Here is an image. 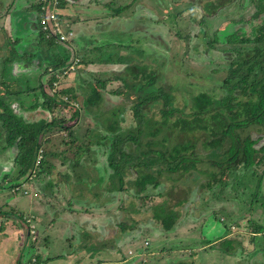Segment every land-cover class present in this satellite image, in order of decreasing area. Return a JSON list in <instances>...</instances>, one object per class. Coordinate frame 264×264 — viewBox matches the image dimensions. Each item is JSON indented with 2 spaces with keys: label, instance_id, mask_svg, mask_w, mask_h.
Instances as JSON below:
<instances>
[{
  "label": "rangeland",
  "instance_id": "1",
  "mask_svg": "<svg viewBox=\"0 0 264 264\" xmlns=\"http://www.w3.org/2000/svg\"><path fill=\"white\" fill-rule=\"evenodd\" d=\"M59 2L60 3L54 7V9L60 14L63 21H67L69 25L70 23L65 13H71L75 9V6H73V4L68 5V1L66 0H59ZM195 3H198V5ZM111 5L112 4H109L108 10H112L113 7L111 8ZM257 6L258 2H254L253 0H151V12L158 25V28L157 25L156 28L159 29L160 32H163L161 34L165 39L159 40L157 44L159 47V49H157L158 51L153 53L149 59L145 56L147 44L142 37L143 35L136 34L130 30V27L123 35L119 32H110L106 34L94 33L93 40L97 37L106 41L115 39L119 42L124 38L127 40L131 39L129 42L131 49L126 53H133L136 54L135 58H142L141 60H135L140 61V63L136 65V68L149 66L154 76L157 77L154 86H159L169 93L171 106L173 105L179 109L184 107V112L175 111L177 117H183V113L190 114L192 111L190 106L192 103L191 99L193 98L194 100V95L200 92H206L218 98L224 94L221 84L227 73V61L234 57V53H231L229 49L230 46L233 44L235 45V42L239 40L237 35H230L229 32L231 31L232 33L235 31L234 29L243 27L241 31L244 33V36H252L253 33L251 30H253V27L255 28L259 22L264 21V11H262L258 17L251 18L252 14L258 9ZM121 10L123 13V6ZM113 11H108V13L112 14ZM105 13L107 14V12ZM36 14L37 10L34 8L25 12H13V21L17 20L16 17L22 15L20 19L24 22V25L27 26L24 29L19 27V34H21L22 38L26 37L28 31H32L31 24L37 22V20L32 18V15ZM101 21L104 22L103 20ZM230 22L233 23L230 24ZM0 23L3 24L2 21H0ZM20 25L21 24H19V26ZM92 25H94V23ZM63 27L67 29L65 24ZM92 29L96 30L95 25ZM243 33L241 34L243 35ZM220 36L225 37L220 38ZM6 38L9 42H12V40L9 37H5V33L0 30V76L3 57L9 54V51H7L9 50L8 46L5 44L7 41ZM11 38H13V36H11ZM158 38L160 39V36H158ZM211 39L214 42L213 44L209 43ZM97 42L98 41L95 40L94 44L99 47L100 42ZM57 43L58 42H55V44L51 46L53 50L62 49L63 46ZM103 43L107 42L103 41ZM18 44L20 45L21 43H15V45ZM144 44H146V46ZM106 46L110 48L92 49L93 51L90 50L86 52L85 56L95 60H101L102 58L118 60V57L121 56L120 54H123L119 51L120 49L113 47V44H108ZM164 46H169V49ZM60 52L62 51L60 50ZM65 56L68 59L70 54L67 53ZM9 60H13V58H9ZM26 61H28V63L30 62L31 68L21 67V71L16 70L18 73L16 76L13 74L10 75L8 71L1 76V80L4 81H8L10 76H14L16 80L14 84L7 82L6 84L1 83L0 95L3 98L4 92L12 91L11 95L4 96L5 100L16 102L23 101L25 103L28 102L27 104L35 105L33 101L36 100L35 96L38 97L39 93L36 87L37 84L40 83L37 78L39 69L36 67L37 60ZM17 62L18 61L12 63V67L15 65L16 67L14 68L18 69L17 66L23 64L22 61ZM38 63L40 64L39 60ZM45 67V65H42V70L48 72ZM12 72L14 71L12 70ZM74 73L75 72H71L70 76ZM97 78H99L98 80L102 84L103 81H101L102 78L100 73H94L90 76L87 87L92 89L93 83ZM108 82L109 83L106 85L107 87L111 86L110 81ZM47 84L49 83L47 82ZM61 84L62 82L60 83V88L62 90ZM120 86L122 85L115 83L110 89L114 90L116 87ZM31 87L36 88L31 90ZM25 88H27V90H25ZM133 91L134 90L128 91L127 94L124 93L125 95L121 94L120 97L115 98V102L118 103V106H113L109 109L106 108V110H102V113H100L102 117H100L101 124L106 122L108 125L109 122H118L120 126L118 132L123 136L127 134L128 130H134L136 128V121L131 109L134 102L131 96V92ZM47 93H50V91L48 90ZM62 95L67 94L58 93L56 96L60 98ZM236 95L239 94L236 93ZM49 97L50 96L46 95L43 97V100L45 99L47 103L54 107L59 104L52 101ZM109 98L112 99V97ZM77 105L83 109L86 107V104H83L82 100L79 101ZM162 106L163 101L158 99L156 103L150 104L146 111L149 116L160 120V110ZM58 109L61 114L70 119L73 111L71 105L70 108H68V106L64 104H59ZM53 110L57 113L56 108ZM77 111L79 112V110ZM42 114L46 118H40L38 116L35 119L50 120V112L49 115L45 113ZM18 115L20 116V114ZM81 119H83L80 125L81 127H84L90 120L83 117V111L81 112L80 120ZM98 119L95 118V121H99ZM72 120H68L67 123L71 125V131L73 129V124H75ZM150 122H152L150 128L153 129L157 123L153 121ZM101 124L97 125L94 129H100ZM147 129H149V127ZM59 131L60 129L55 126L48 132L52 133V138L56 140L58 136L63 138L66 137L67 139L70 138L66 131H64V134ZM250 131L254 138L258 135L263 136L262 139L256 143V148L264 143V133L261 132L262 130L257 132L254 128H250L244 131L242 135ZM151 132L149 130L146 135H142L141 140L145 141L146 138H151ZM49 133H47L46 136ZM168 134L170 135V132H168ZM195 134L196 136L200 135L195 142V152L203 157L206 150L201 145L202 133L196 132ZM46 136L44 138H46ZM158 136V138H160L162 133ZM45 143L41 145L45 146ZM172 145V142L171 144L167 143L168 148ZM3 146L4 135L0 129V157H5L7 151L10 152L11 157H14L12 164L13 168L7 165V170H10V175L7 179L13 183L15 180H20L16 179L18 178V171L20 168L17 164L18 160H16L14 156L16 150L14 148L3 149ZM131 147L135 152H140L139 146L137 148H134V146ZM78 157L80 160L82 159L80 153H78ZM22 166L25 169L23 174L24 179L18 183V185L21 183L19 186L0 187V209L2 212H8V215L17 217L19 214L21 216L23 214L18 213V210H21V212L25 211V208L32 203L34 208L31 211L32 215L26 214L25 222L29 223V225L33 223L38 240L32 242L28 234V239L32 245L26 248L24 253L26 256L23 258L24 262L27 264H95L94 259L97 257L98 252H100L97 248L100 246L98 240H94L93 243L97 245V247L86 245L85 241L81 243L76 242V236H74L72 241H67L63 238V234H65V230L68 227L65 221L57 222L46 230V227H48L47 225L50 223L47 221L51 219L48 211H44L46 217L45 219H41L42 216L39 213L43 212L44 209H40V207H45L47 204L53 210H59L62 206L66 205L65 200L67 199V192H65V189H58L56 191L55 195H58V198L53 196L51 199H46L41 192L38 191L37 193V191H34V188L30 184L33 180L31 179L33 172H35V176L37 175V177H39L43 174L42 169L45 164H43L42 167H36L34 164L30 166L29 160H22ZM198 167L207 169L208 162L199 163L197 165V170ZM250 170L251 169L245 171V177H243L242 169L237 170L230 178L226 175L224 178L229 179L231 186L227 185L226 188L221 185L211 187L210 189L200 187L197 179H194L195 173L186 178L180 177V179H175L176 174H162L160 186L163 187L162 191L165 188L172 187L174 191L170 195H166L163 192L159 196L156 192H159L161 189H158V186L156 188L150 186L151 188L149 187L148 190L146 189L147 191L145 190L140 193L144 196L141 198V195L134 194V191L132 194H129V189L125 188L124 190L128 192H122L121 194L124 195V198L120 197V204L123 205L124 203L123 211H120L117 215L114 214V211L111 215V219L113 220L115 218L117 221L123 220L120 222L121 224L119 223L120 228L123 226L127 227L135 236L130 242L128 241L124 246L119 247L116 243V238H120L121 231H118L116 228L117 225L110 224V234L108 233L109 236L104 239L106 240L107 247L102 249L99 256H102V261H106L105 264H131V262L136 260H122L128 259L131 257V254L139 252L142 248H147L150 252V256L147 257L146 255L145 262L140 260L136 264H186L187 262L189 264H264V233L257 235L253 242L249 240L251 238L252 223L260 224L264 227V176L262 178L257 177V173L264 170V163ZM126 172L127 175H125V179L127 184L133 188L131 184V174L135 176L136 173L134 170H127ZM249 172L250 176H247ZM97 173L99 174V172ZM27 176H31V180H28ZM201 177L204 176L201 175ZM42 179L41 183L44 184L46 177ZM81 180L82 179H77V181ZM259 182L260 185L258 186L257 184ZM185 186L193 191L189 194V200L187 202L177 204L176 199L179 197V191ZM183 194L185 195L183 192L180 197ZM36 206L39 207L37 211ZM115 208L110 210H114ZM121 213H123V217ZM75 216H77V214ZM167 217H176L172 229L169 231L163 230L162 227V222H164ZM74 220L76 221V218H74ZM234 220H236V222H234ZM8 221L14 223L16 227L14 229L16 230H19V228L23 226L17 219L9 218ZM9 222L5 225L6 227L11 226ZM129 226L132 228H129ZM216 227L221 229V234L217 236V238L229 235L230 237H234V246L236 248L234 254L226 255L219 253L217 250H212L209 244H207V241L215 238L212 235H218L217 231L215 233ZM157 233L161 235L157 236ZM45 236H49L47 243L44 241ZM145 240L149 241V246L144 245ZM202 243L206 244L202 245ZM81 244L83 246H81ZM6 245L16 246V242L9 239ZM225 245L226 242H222V246L224 247ZM81 247L84 248L82 249ZM45 248L46 250H44ZM20 249L21 248L18 247V252ZM129 250L132 253L128 252ZM14 251L16 254V249L12 250L11 253L10 247L7 250V264H10V256L12 257ZM31 257L33 259H31ZM115 260L120 261L114 263Z\"/></svg>",
  "mask_w": 264,
  "mask_h": 264
},
{
  "label": "crops",
  "instance_id": "2",
  "mask_svg": "<svg viewBox=\"0 0 264 264\" xmlns=\"http://www.w3.org/2000/svg\"><path fill=\"white\" fill-rule=\"evenodd\" d=\"M66 1H68V5L73 4V6H75V9L71 13H65L67 20L70 23V26H66V30H71L73 32V35L68 42H58L59 44L57 43L58 45L63 46L62 49H60L62 52H60L59 49L53 50V48H51L53 44L52 42H54L55 44L56 40H54L53 38L45 39L41 31L39 30L38 20L40 18L41 11L36 0H0V21L3 22V24L0 23V30L5 33V37H9L12 40V42H9L6 38L7 41L5 44L9 49L7 50L9 51V54H7L6 57L13 58V61L11 63H15L16 61H22L23 63L17 66L18 69L11 67V69L14 71H11V73L16 76V74H18L16 70L21 71V67L31 68L29 64L30 62L28 63V61L26 60H37L36 67L39 69L37 78L40 83L35 86L38 87V85L40 84L42 86L41 88L43 92L46 93L45 95L47 96L54 95L47 93V91L49 90L47 82L48 80H50V73L44 72V70H42V65H45L46 67L50 66L47 69L49 71V69L53 66L49 64L53 63L54 60L69 61L72 57H80L81 62L77 65L76 70L72 71L75 73L71 76L70 74H68L61 81L62 91L68 90L67 93L70 96L74 97L72 99H69L70 102H74L76 104V109L79 110V112L76 114L75 119L72 121L75 123L72 127L73 137L67 139L66 137L63 138L61 136H58V139L56 140L55 138H52V133H49L46 136V138H49L46 142V150L48 152L46 154V162L44 163L45 166L42 169L43 174L37 177V175L35 176V172H33V176L31 178L33 180L30 184L34 188V191H37V193L38 191L41 192L43 196L46 197V199H51L53 196H56L58 198V195H55L58 189H65V192H67V199L65 200L66 205L62 206L61 209L53 210L47 204L45 207H40V209H44L43 212L39 213L42 216L41 219H45L46 217V213L44 211H48L49 216L51 217V219L47 221L48 223H50L47 225L48 227H46V230H48L49 227L57 222L65 221V223L68 224V227L65 230V234H63V238L65 240L72 241L74 239V236H76V242L81 243L82 241H85L86 245L92 247H97V245H94L93 243L94 240H98L100 242V246L97 248L100 252H102V249L104 247H107L106 240L104 239L109 236L108 233L110 234V224L117 225L116 228L118 229V231H121L120 238H116V243L119 247L124 246V244L128 241L130 242L135 235L132 234L133 232L128 230L125 226L120 228V222L123 220L117 221V219L115 218L113 220L111 219V215L114 211V214L117 215L118 213H120V211H123L124 208V203L123 205H121L120 199L124 198V195L121 193L125 190L124 188L122 191H119L117 189L119 181L111 179L113 170L111 165L109 164V153L111 151L113 141L111 132L114 130L118 131L120 129V126L118 122H109L108 125L106 124V122L101 124V115L99 114L102 113V110H106V108L109 109L113 106H118V103L115 102V98H118L121 95L110 92V87H112L113 84L118 83V85H122V78L127 80L129 85L132 84L133 86H135L137 84L138 81L135 79V77L133 78V75L129 74L127 70L129 67L139 64L140 61L135 60H141L142 58H135L136 54L126 53L131 49L129 43L131 39L127 40L124 38L119 42L115 39L106 41L97 37L99 40L97 38L93 40V34L119 32L123 35L130 27V30H132L136 34L143 35L142 37L147 44V52L145 56L148 59L153 53L158 51L157 49H159V47L157 44L159 40L165 39V37L161 34L163 32H160L159 29H157V21L154 19L151 12V0ZM109 4H112V10H108ZM195 4L198 5V3ZM122 6L124 7L123 13L121 12ZM32 8L37 10V14L32 15V18L34 20H37V22L35 24H31L32 29H30L32 31H28L26 37L22 38L21 34H19V27L24 29L27 26H25L24 22L20 19L22 15L16 17L17 20L13 21V12H25ZM108 11H113V13L109 14ZM105 12H107V14ZM58 15L60 16V14ZM101 20H103L104 22H102ZM93 23L96 30L92 29V27L94 26L92 25ZM19 24L21 25L19 26ZM11 36H13V38H11ZM158 36H160V39L158 38ZM24 39H26L27 41ZM95 40L100 42L99 47L94 44ZM103 41L107 43H103ZM15 43L21 44L15 45ZM108 44H113V47L120 49L119 51L123 53L120 54V57H118L119 61L108 60L104 58H102L104 60H95L87 58L85 56V53L92 49L94 50L97 48H110L109 46H106ZM146 44L144 45L146 46ZM164 47L168 48L169 46ZM67 53L70 54V57L68 59L65 56L67 55ZM38 60L40 61V64L38 63ZM146 68L148 72H153L151 71L149 66H147ZM94 73H100V76L102 78L101 81H103V83H105V80L110 81L111 86L107 87L106 85L109 82L106 81L107 83L105 87H103L104 84H101L98 80L99 78H97L93 83V88H88L87 83L89 82L90 76H92ZM119 76L121 77V79L119 78ZM15 80L16 78L14 76H10V78L8 79L11 84H14ZM36 87H31V90L35 89ZM27 88H25V90H27ZM129 88L130 90L128 91L134 90L131 86H129ZM96 90L99 92L98 94L100 95V98L97 102L92 103V101H90L89 99V96H91V94ZM133 94L134 91L131 92L132 97ZM42 96L44 97L41 91H39L38 97L35 96L36 100L33 101V104L35 105H30L27 104L28 102L25 103L23 101H8L6 103H8L13 112H16V114H20L26 121L35 122L36 120H40V118L45 117L42 113L49 115V111L39 104L40 102H45V99L43 100ZM54 97L57 98V96ZM109 97H112V99H110ZM81 100L83 104H86V107H84V109L77 105V103ZM70 102H65L64 105L70 108ZM72 106L73 105L71 104V109ZM82 111L83 117L88 120L90 119L84 127L80 126L83 120H80ZM38 116L40 118L35 119ZM95 118H99V121H95ZM99 124H101V128L95 130L94 128ZM61 129H63V127ZM59 132L64 134V130H60ZM78 153H80L81 155V160L78 157ZM13 159L14 157H11L10 152L7 151L5 157H0V165L6 163L7 165L9 164L11 168H13ZM33 164L35 166L34 162ZM2 169H5V167H1L0 171ZM97 172H99V174ZM125 175H127V172H125L123 176V183L129 189V192L126 190V193L128 192L129 194H132L134 188L133 180L135 179L136 174L135 176L131 174V184L133 188L128 186ZM27 177L28 180H31V176ZM43 177H46L44 184L41 183ZM77 179L82 180L77 181ZM181 191H183L185 194L189 192L187 195V200L185 201L187 202L189 200L188 196L193 190H189V188L185 186L181 189ZM112 208L115 209L110 210ZM33 209L34 208L31 203L27 208H25V211L21 212V210H18V213H23L22 216L20 214L17 217H14L12 215H7V217L0 216V264H7V250L9 249V247L10 253L14 249L17 250L16 254L14 251L12 257L10 256V264H27L23 260V258L26 256L24 253L26 251V248L31 246L32 243H30L28 239L27 229L29 223L25 222V215H32L31 211ZM38 209L39 207L36 206V211ZM76 214L77 216H75ZM121 215L123 217V213H121ZM8 217L11 219H17L20 223H22L23 226H21L19 230L14 229L16 227L14 223L8 221ZM74 218H76V221L74 220ZM7 222H9L11 226L6 227L5 225L7 224ZM31 224L33 225V223ZM129 228L132 227L129 226ZM216 231L218 235H212L215 238L209 241L214 242L215 240H217V236H220L221 229L216 227L215 233ZM157 234V236L161 235L160 233ZM9 239L14 240L16 242V246H7L6 243ZM48 240L49 236H45L44 241L47 243ZM149 244L150 243L148 241V244L144 245L149 246ZM204 244L206 243H202V245ZM207 244L210 245L211 243ZM81 246L83 245L81 244ZM18 247L21 248L19 252ZM81 248L83 249L84 247ZM44 250H46V248ZM100 252H98L97 257H95L94 259L95 264H105L106 262L102 261V256H99L101 254ZM128 252L132 253L130 250ZM149 253L150 252L147 250V248H142L139 252L131 254V257H129L128 259H123L122 261L141 260L145 262L146 255L147 257L150 256ZM119 261L115 260L114 263H117Z\"/></svg>",
  "mask_w": 264,
  "mask_h": 264
},
{
  "label": "trees",
  "instance_id": "3",
  "mask_svg": "<svg viewBox=\"0 0 264 264\" xmlns=\"http://www.w3.org/2000/svg\"><path fill=\"white\" fill-rule=\"evenodd\" d=\"M253 1L258 2V9L252 14L251 18H256L264 11V0ZM232 23L230 22V24ZM241 28L243 29V27H239L234 29L235 31L232 33L229 32L230 35H237L239 40L229 49L231 53H234V57L227 61V73L221 84L224 94L218 98L206 92L194 95V100L191 99L190 108L192 111L190 114L183 113V117L176 116L175 111L184 112V107L179 109L170 105L169 93L159 86H154L157 77L154 76L153 72H148L146 67L136 68V65H133L128 68V73L132 74L133 78L135 77L138 81L135 86L129 85L128 81L122 78V86L110 91L121 95L128 93L129 86L134 89V102L131 109L136 121V128L128 130L125 136L116 130L111 132L113 141L109 153V164L113 170L111 178L119 181L117 188L119 191L127 188L123 183V176L127 170H134L136 173L133 180L134 194L141 195L140 193L146 189L148 190L150 186L154 188L158 186L161 191L156 193L160 196L163 192L170 195L174 191L172 187L165 188V191H162L163 187L160 186L162 174H176L175 179H180V177L186 178L195 173L194 179H197L200 187L210 189L221 185L226 188L227 185L230 186L229 179L224 178L226 175L230 178L237 170L242 169L243 177H245V171L252 170L264 163V143L256 148V143L263 136L258 135L254 138L251 131L242 135L244 131L250 128H254L257 132L262 130L261 132L264 133V21L259 22L255 28L253 27V30H251L252 36H244ZM52 43L54 44V42ZM209 43L213 44L214 42L211 39ZM9 58L3 57L2 68H4H1V76L7 71L12 75L11 62L13 60H9ZM66 61L54 60L53 63L49 64L53 65L49 71L47 69L50 66L46 67L47 73H50L49 87L52 86V82L56 78L55 73L64 68L70 60ZM1 76L0 84H6V82L11 84L10 81L1 80ZM119 78L121 79L120 76ZM106 81L105 83L102 82L103 87L108 82ZM41 87L39 84L37 88H39L42 95L46 96ZM67 92L68 90H61L60 93L67 94L69 99L74 98ZM11 93L12 91L4 92L3 98L0 95V129L4 135L3 149L14 148L16 150L15 158L18 160V167L20 166L18 178L16 179L20 180L11 183L7 179L10 175V170H8V173H5L2 178V181L6 180L7 182L0 183V187L19 186L21 183L19 185L18 183L23 181L25 172L22 160H29L30 166H32L38 149H42V158L37 167H42L46 162L48 152L45 143L48 138L43 137L55 126L66 131L70 138L73 137L71 125L67 123L70 119L74 120L78 113V109L73 107L74 111L70 119L61 114L58 105L64 104L65 101L55 98L54 96L57 94L54 93V96L49 98L55 103H59L57 106L54 107L46 101L39 103L50 112V120L40 119L35 122H28L21 115L20 117L13 112L6 103L8 100H5L4 96L11 95ZM98 93L96 90L89 96L92 103L99 100L100 95ZM158 99L163 101L160 120L149 116L146 111L148 106L156 103ZM55 108L57 113L53 110ZM150 121L157 123L153 129L150 128L152 123ZM62 127L63 129H61ZM148 127L149 129H147ZM149 130L155 132H151V138L142 141V135H146ZM168 132H170V135ZM196 132L202 133L201 145L206 150L203 157L195 152V142L200 136H196ZM161 133L162 136L158 138ZM171 142L173 145L168 148L167 143L171 144ZM42 143H45V146H42ZM131 146H134V148L139 146L140 152H135ZM202 162H208V168L201 169L198 167L197 170V165ZM249 174L250 172L247 176ZM257 174V177L262 178L264 170ZM201 175L204 177H201ZM257 185L259 186L260 182ZM182 193L180 190L179 197L176 199L177 204L187 200L189 192L180 197ZM142 197L144 196L141 195ZM7 215L8 212H2L0 209V216L7 217ZM175 219L176 217L165 218L162 222L163 229L166 231L171 230ZM252 224L249 240L253 242L257 235L264 233V227L260 224ZM222 242H226L224 247ZM234 242L233 236L223 237L214 242L207 241V243H211L209 246L212 250L221 251L225 254H232L236 251Z\"/></svg>",
  "mask_w": 264,
  "mask_h": 264
},
{
  "label": "built area",
  "instance_id": "4",
  "mask_svg": "<svg viewBox=\"0 0 264 264\" xmlns=\"http://www.w3.org/2000/svg\"><path fill=\"white\" fill-rule=\"evenodd\" d=\"M39 4L41 15L38 20L39 30L41 31L44 38H53L56 42L66 43L70 40L73 32L71 30L64 29L63 25L67 26V21H63L61 16L55 11L54 7L59 4V0H37ZM80 61V57L75 56L70 59V61L66 64V66L59 70V72L55 73V79L52 82V86L49 87V91L51 95L60 93V83L65 75L70 74L77 67ZM50 70V69H49ZM56 96V95H55ZM61 100L65 102H70L67 95H62L60 97ZM76 108V104L74 102H70V105ZM42 158V149H38L35 153V166H38L40 160ZM27 193L26 191H24ZM31 226V228H30ZM30 228V229H29ZM28 234L32 240V242L37 240L36 230L34 225L28 226ZM145 245L148 244V241L144 242Z\"/></svg>",
  "mask_w": 264,
  "mask_h": 264
},
{
  "label": "flooded vegetation",
  "instance_id": "5",
  "mask_svg": "<svg viewBox=\"0 0 264 264\" xmlns=\"http://www.w3.org/2000/svg\"><path fill=\"white\" fill-rule=\"evenodd\" d=\"M8 166L11 167L9 164H8ZM1 167H5V169H2L3 171H2V170L0 171V183L2 184V183L7 182L6 180H3V181H2V178L5 176V175H4L5 173H8V172H7L8 170H7V164H5V163L0 165V169H1ZM4 170H6V171H4ZM1 172H2V173H1ZM229 236H230V235H229ZM229 236H223V237H229ZM223 237L221 236L220 238H223ZM220 238H217V240H219ZM218 252H219V253H223V252H221V251H218ZM235 252H236V251H235ZM235 252H234V253H235ZM234 253H232V254H234ZM223 254H225V253H223ZM232 254H226V255H232ZM263 255H264V254H263ZM31 259H33V258L31 257Z\"/></svg>",
  "mask_w": 264,
  "mask_h": 264
},
{
  "label": "water",
  "instance_id": "6",
  "mask_svg": "<svg viewBox=\"0 0 264 264\" xmlns=\"http://www.w3.org/2000/svg\"><path fill=\"white\" fill-rule=\"evenodd\" d=\"M14 67H16L15 65H14ZM138 261L136 260V261H134V262H131V264H136ZM130 264V263H129Z\"/></svg>",
  "mask_w": 264,
  "mask_h": 264
}]
</instances>
